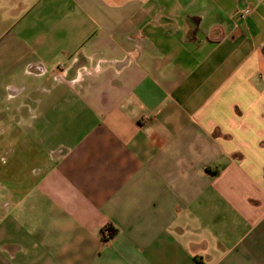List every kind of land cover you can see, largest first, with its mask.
Returning a JSON list of instances; mask_svg holds the SVG:
<instances>
[{"label": "crops", "instance_id": "obj_1", "mask_svg": "<svg viewBox=\"0 0 264 264\" xmlns=\"http://www.w3.org/2000/svg\"><path fill=\"white\" fill-rule=\"evenodd\" d=\"M4 147L0 264H264V0H0Z\"/></svg>", "mask_w": 264, "mask_h": 264}, {"label": "rangeland", "instance_id": "obj_2", "mask_svg": "<svg viewBox=\"0 0 264 264\" xmlns=\"http://www.w3.org/2000/svg\"><path fill=\"white\" fill-rule=\"evenodd\" d=\"M65 6L62 5V10L63 12L66 11L67 9L65 8ZM75 10L78 12V8L75 7ZM13 163V157L10 155V153H8L7 148L4 147V149H2L0 151V172L3 173L5 172L8 168L11 167ZM15 168L19 169V171H26L27 168H29V166H31V162L27 161H21L18 160V162H14ZM5 213V208L3 206H0V214H4Z\"/></svg>", "mask_w": 264, "mask_h": 264}, {"label": "built area", "instance_id": "obj_3", "mask_svg": "<svg viewBox=\"0 0 264 264\" xmlns=\"http://www.w3.org/2000/svg\"><path fill=\"white\" fill-rule=\"evenodd\" d=\"M237 12H238L239 16L243 18V17H246L247 15L250 14V12H251V8H250L249 6H245L244 8H240V9H238ZM110 233H111V232H110V228H109V226H105V227L102 229V237H103L104 241L109 240L110 238L113 237V236H111ZM103 239H102V240H103Z\"/></svg>", "mask_w": 264, "mask_h": 264}, {"label": "trees", "instance_id": "obj_4", "mask_svg": "<svg viewBox=\"0 0 264 264\" xmlns=\"http://www.w3.org/2000/svg\"><path fill=\"white\" fill-rule=\"evenodd\" d=\"M213 174H216V172L215 173H213ZM110 228V227H109ZM110 234H111V236H113L114 235V231H113V229L112 228H110ZM101 235H102V231H101ZM102 239H103V237H102ZM104 240V239H103Z\"/></svg>", "mask_w": 264, "mask_h": 264}]
</instances>
